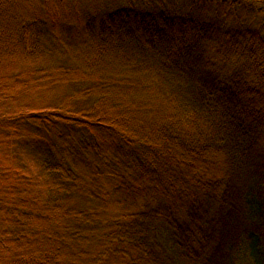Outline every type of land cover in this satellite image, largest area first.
Masks as SVG:
<instances>
[{"label":"trees","instance_id":"trees-1","mask_svg":"<svg viewBox=\"0 0 264 264\" xmlns=\"http://www.w3.org/2000/svg\"><path fill=\"white\" fill-rule=\"evenodd\" d=\"M1 48L42 203L0 193V264H264V0H0Z\"/></svg>","mask_w":264,"mask_h":264},{"label":"rangeland","instance_id":"rangeland-1","mask_svg":"<svg viewBox=\"0 0 264 264\" xmlns=\"http://www.w3.org/2000/svg\"><path fill=\"white\" fill-rule=\"evenodd\" d=\"M54 18V17H53ZM59 27L64 28L62 22L59 23ZM0 53V84L3 83L2 87L6 90L16 89V83L19 79L18 73L21 75V70L29 71L31 67L28 66L30 62L29 57L25 54L17 52L15 55H10L6 48H1ZM57 65V64H56ZM54 66V65H52ZM51 72V71H50ZM60 76V74H58ZM57 77L59 78V76ZM50 81V80H48ZM10 135V133H8ZM7 134V135H8ZM6 136L2 138V144L0 145V193L3 199H7V196H13L16 199H22L21 204H31L38 206L41 205V189L37 183H34L35 174L23 172L19 165H22V157L25 154L24 149H17L15 154L12 153V148L15 149V136ZM19 136V133L18 135ZM21 163V164H20ZM9 167L12 170L11 174L5 175V169L3 166ZM19 168V169H18ZM5 190V192L3 191ZM14 194V195H13ZM0 196V197H1ZM8 196V197H9ZM2 199V200H3ZM4 202V200H3ZM11 240V239H10ZM12 241V240H11ZM15 241V240H13ZM10 243H14V242ZM27 241H37V238L30 236ZM66 256L70 255V252H65ZM63 262L71 264L69 259H64ZM8 261V257L4 254L0 257V262ZM71 262V263H70Z\"/></svg>","mask_w":264,"mask_h":264}]
</instances>
